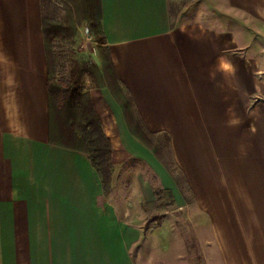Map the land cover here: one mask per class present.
Here are the masks:
<instances>
[{"label": "crops", "instance_id": "obj_1", "mask_svg": "<svg viewBox=\"0 0 264 264\" xmlns=\"http://www.w3.org/2000/svg\"><path fill=\"white\" fill-rule=\"evenodd\" d=\"M97 9L129 110L169 136L188 196L130 133L112 70L87 90L113 119L110 190L53 139L40 0H0V264H140L152 184L172 191L204 264H264V0H188L172 27L168 0Z\"/></svg>", "mask_w": 264, "mask_h": 264}, {"label": "rangeland", "instance_id": "obj_2", "mask_svg": "<svg viewBox=\"0 0 264 264\" xmlns=\"http://www.w3.org/2000/svg\"><path fill=\"white\" fill-rule=\"evenodd\" d=\"M171 1L181 6L187 0ZM47 6L48 8L44 11L42 29L45 32L43 37L48 65L52 137L55 141L74 149H91L93 146L89 143V139L92 135L88 133L89 128L83 126L82 112L89 110L86 97L87 95L90 97L87 90L92 82L83 75L79 87L75 88L71 86L69 74L75 62L92 61L101 69L99 45L88 35L89 19H98L97 0H49ZM108 75L105 74L106 82ZM108 85L110 86V82ZM56 94L61 103L53 99ZM93 111L99 117L103 132H106L105 135L108 134L113 121L110 111L103 112V119L99 111L94 108ZM131 115L133 119L135 113L132 110ZM136 133L139 134V132ZM108 139L110 140L109 137ZM150 147L156 150L157 156L166 159L169 165V170H166L177 184L181 194L185 193L186 198L188 193L178 170L171 161L168 143L150 140ZM90 156H94V153H90ZM132 171L136 173L130 167V172ZM172 175L178 176L179 182ZM151 187L153 194L155 189L159 188L157 184L156 186L152 184ZM142 209L146 219L141 229L147 235L141 244L140 264H204L190 223L182 216L180 207L176 204L172 207H163L155 197L154 202H143ZM154 214L160 218L157 221L148 222Z\"/></svg>", "mask_w": 264, "mask_h": 264}, {"label": "trees", "instance_id": "obj_3", "mask_svg": "<svg viewBox=\"0 0 264 264\" xmlns=\"http://www.w3.org/2000/svg\"><path fill=\"white\" fill-rule=\"evenodd\" d=\"M49 0H40L41 4V14H42V24H43V17L44 11L48 8L47 3ZM188 1V0H187ZM186 2V1H185ZM184 2V3H185ZM184 3L179 6L176 5L171 0H168V9H169V17H170V26L172 27L174 21L179 14L182 6ZM99 20H95L93 18L89 19L88 21V35L93 38L99 45V55H100V62H101V70L97 66L96 63L92 61H83V62H75L70 70L69 79L71 86L78 88L80 84V80L82 76L86 75L88 79L92 82L94 87L101 88L106 87L104 82V76L107 73V70L113 71L112 81L114 82L116 89L112 90L114 97L120 104L122 108V114L124 120L127 124V127L130 133L135 136L141 143H143L146 148H148L156 157V159L167 169L169 170V165L166 159L160 158L156 154V150L150 147V140H154L155 142L159 143L164 141L166 143L169 142V136L164 133H153L146 128L143 127L140 117L137 113H135L134 118L132 119L131 110L130 109V97L123 93L119 87L118 80L114 75L113 65L110 59V55L108 49L103 47L105 44L104 37L99 29L98 25ZM43 26V25H42ZM43 35L44 31L42 29ZM45 36V35H44ZM48 92L49 91V84H48ZM50 96V95H49ZM57 100V102L61 103L58 100V95L56 94L53 98ZM89 110L82 112V120L84 121V128H89V134L92 137L89 139V143L93 146V148L89 149L86 148L82 150L85 152L91 160L93 167L96 169L98 174L102 180V187L105 193H107L110 189V181H111V171H112V164H111V153H112V144L108 137L102 130L101 123L99 120L98 115L93 111L92 102L90 97L87 95L86 97ZM58 103V104H59ZM136 132H139L137 134ZM90 153H94V156H90ZM171 173V172H170ZM174 179L180 180L178 176L172 175ZM156 200L162 203L163 207H172L175 204L174 195L171 190L169 189H162L158 188L154 191ZM160 216L153 215L149 221H157Z\"/></svg>", "mask_w": 264, "mask_h": 264}]
</instances>
